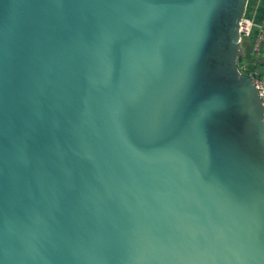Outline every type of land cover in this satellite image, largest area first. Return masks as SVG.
I'll return each mask as SVG.
<instances>
[{
  "label": "water",
  "instance_id": "obj_1",
  "mask_svg": "<svg viewBox=\"0 0 264 264\" xmlns=\"http://www.w3.org/2000/svg\"><path fill=\"white\" fill-rule=\"evenodd\" d=\"M247 0H0V264H264Z\"/></svg>",
  "mask_w": 264,
  "mask_h": 264
},
{
  "label": "built area",
  "instance_id": "obj_2",
  "mask_svg": "<svg viewBox=\"0 0 264 264\" xmlns=\"http://www.w3.org/2000/svg\"><path fill=\"white\" fill-rule=\"evenodd\" d=\"M262 7V15L256 21L255 15L258 6ZM245 12V11H244ZM254 30V40L250 47L252 56L249 63H242L238 66L241 72L246 73L252 80L257 96L263 100V120H264V0H256L251 8L250 14L244 13L238 22V32L240 43L242 37H247Z\"/></svg>",
  "mask_w": 264,
  "mask_h": 264
},
{
  "label": "trees",
  "instance_id": "obj_3",
  "mask_svg": "<svg viewBox=\"0 0 264 264\" xmlns=\"http://www.w3.org/2000/svg\"><path fill=\"white\" fill-rule=\"evenodd\" d=\"M255 1L256 0H247L245 12H244L245 16H248L250 14L251 8L254 5ZM261 15H262V7L259 5L256 10L255 20L257 21L261 17ZM253 40H254V30L251 31L249 36L241 38L242 51L241 54L237 57L238 66H240L242 63L247 64L251 60L252 56L250 54V47L251 44L253 43Z\"/></svg>",
  "mask_w": 264,
  "mask_h": 264
},
{
  "label": "rangeland",
  "instance_id": "obj_4",
  "mask_svg": "<svg viewBox=\"0 0 264 264\" xmlns=\"http://www.w3.org/2000/svg\"><path fill=\"white\" fill-rule=\"evenodd\" d=\"M240 46H241V43H240ZM241 49H242V46H241Z\"/></svg>",
  "mask_w": 264,
  "mask_h": 264
}]
</instances>
